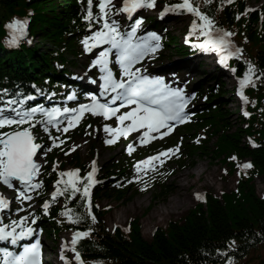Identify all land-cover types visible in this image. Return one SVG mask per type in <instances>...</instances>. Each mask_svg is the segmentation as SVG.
Wrapping results in <instances>:
<instances>
[{"label":"trees","instance_id":"1","mask_svg":"<svg viewBox=\"0 0 264 264\" xmlns=\"http://www.w3.org/2000/svg\"><path fill=\"white\" fill-rule=\"evenodd\" d=\"M202 10L212 16L220 28L235 33L234 40L243 48L242 58L234 62L237 76L245 75L247 62L255 65L257 76L264 72L261 14L255 11L236 19L245 12L242 6H237L234 12L238 13H234L226 8L221 10L216 3L202 5ZM30 11L33 44L6 47L4 21L27 16ZM80 11L81 3L77 0H0V87L25 86L50 78L55 72V62L61 65L65 54L76 51V31L82 27ZM173 41L171 46L179 50ZM254 83L255 86L249 85L246 91L250 115L248 119L237 115L235 127L227 120L224 89L214 100L210 99V103L217 105L214 115L206 119L216 139L215 147L210 150L206 141L195 149L201 155L218 158L233 153L238 159L249 160L251 170L240 176L237 192L223 194L220 199L208 195L205 204L195 205L183 222L169 223L165 229H158L150 241L143 238L137 223H132L126 232L116 229L109 233L103 223L105 212L92 205V214L96 217L93 222L83 199L76 197L66 201L64 197L61 207L59 204L51 210L53 231L59 234L72 228L81 232L90 230L89 235L80 240L78 251L84 260L99 264H221L223 258L248 253L264 241V199L256 195L252 185L255 177L264 179V77ZM248 137L253 143L247 142ZM114 171V168L107 169V173ZM109 185L107 182V186L94 190L93 202L103 195L126 201V191L114 190ZM171 191L172 186L161 187L156 199L164 200ZM65 204L74 215L83 217L79 223L68 222L60 213Z\"/></svg>","mask_w":264,"mask_h":264},{"label":"snow or ice","instance_id":"2","mask_svg":"<svg viewBox=\"0 0 264 264\" xmlns=\"http://www.w3.org/2000/svg\"><path fill=\"white\" fill-rule=\"evenodd\" d=\"M212 3L213 0H203L204 6L211 5ZM232 3H234V0H220V9L222 10L225 5ZM88 6L87 15L84 19L91 22L94 18L92 12L93 0H88ZM95 6L99 8V16L96 17L97 23L103 20V28L93 32L82 43L86 51H91L93 48L102 44H110L113 49L118 50L116 53L117 60L123 69V75L128 78L127 80H117L113 77L111 69L108 68V50L100 52L97 59L93 61V64L100 65L101 70L106 73L102 77L104 80V83L101 85L102 89L116 93V95L111 97V100L113 103L121 101V104L119 107H112L108 104L100 103L93 97L92 103L81 104L79 109H69L67 107H64L62 110L56 107L45 109L41 106H36L25 110H17L11 107L12 104L18 103L15 100H10L4 107H0V182L10 188H15V182H19L23 186L22 190H18L17 197L21 202L32 200L33 196L29 193L41 189L44 186V182L39 179L43 165L38 163L35 157L38 154L46 157L47 153L52 150L47 145H42L37 142L39 137L34 135L32 131L37 125L43 126L44 131L49 133L52 146L57 147L56 142L59 140V137L51 136L48 125L58 124V117L71 113V116L68 117L67 126L63 128V131L67 132L69 128L74 126V121L79 122L85 112H90L92 115L103 116L106 120L115 117L119 121L120 126L113 128L106 124L104 127L105 132L111 133L115 137L122 135L126 138L129 133L144 129L145 131H143L139 139L141 144H146L150 140L157 138V136L152 135L153 133H159V138L168 135L173 130V124L171 122L183 123L187 119L185 114L187 100L181 89H170L162 78L159 77L149 79L146 76L137 75L140 69L133 70L132 68L135 62L142 59L150 51L155 52L160 47L159 43L155 45L149 43V39L153 41L159 40L157 34L149 33L148 38L139 44H133L131 37L141 26L143 18L136 19L135 26L127 38L119 31L118 21L113 18L120 13H126L131 18L137 10L155 8L156 0H122L119 7L112 0H98ZM249 11H254V9L246 8L244 13L236 16V19H239L240 15H246ZM169 12L177 14L188 13L194 16L195 19H193L190 25L189 36L198 31L200 36L206 38L198 47L205 51H216L226 54L221 55L220 63L226 64L227 57L242 58L243 50L236 47L230 39L235 33L220 28L212 16L202 11V5L197 3L196 0H180L179 3L166 4L161 10L160 16L163 17ZM26 23V21L15 19L6 25L11 30V39L8 43H17L18 39L24 35ZM247 63L248 69L244 78L240 81L241 90L238 91V95L245 103L248 102V98L244 95L243 88L248 85L255 86L254 81L264 77V72L257 76L255 65L251 62ZM74 98V96L68 97L69 100ZM133 105L134 107H131L129 111L118 115L120 107ZM6 111L9 114L6 115ZM244 115L247 116L250 114L245 112ZM125 121H130V123L125 124ZM24 125H27V127H24ZM12 126H15V128ZM5 128L11 130L3 131ZM162 129H166V131H161ZM57 130H59V127ZM114 142V139L106 141L108 144ZM134 150L133 145L128 146L129 154ZM179 150V145H177L175 148H168L154 156L139 161L135 165L136 170L137 172L145 171L146 174L147 170L142 169L141 165H150L155 170V164H150V162L159 161L162 166L164 160L161 157L171 158V155H175ZM232 159L236 158L232 157ZM95 164L96 162L92 161V170L84 177L79 175V169L60 171L58 173L60 178L54 183L55 190L51 192L50 200H45L42 205L45 214L48 213L50 205L56 202L58 197L63 196L67 201L76 198L80 194V198L84 200V206L87 208L88 216L95 222L96 217L92 214L90 198L91 188L96 183L94 174L98 171ZM238 167L247 169L252 167V164L246 162L243 165H238ZM53 170L55 171V166ZM145 187H147V183ZM197 198L202 199L200 194H197ZM9 203L0 196V210L9 207ZM22 210L19 209L18 211ZM62 215L74 224L79 223L83 219L82 216L74 215L72 209L67 207V204H65ZM25 219L27 218L21 217L19 222L12 221V225L20 224L19 232H17L14 226L10 227L5 225L0 227V241L10 240L15 245L20 239L31 236L33 229L23 225ZM32 222L35 223V220ZM89 232L90 230L83 232L77 231L73 234L71 250L75 253L74 259L77 261V264H84V262L81 259V253L77 251L75 246L78 240L87 237ZM233 243L235 242L233 241ZM64 247L66 245H62V249ZM0 253L3 254L2 258H0V264H42L39 240L30 246H25L23 252L19 254H14L6 248H0ZM60 259L64 261V264H69L63 251L61 252ZM229 264H231V260H229Z\"/></svg>","mask_w":264,"mask_h":264},{"label":"rangeland","instance_id":"3","mask_svg":"<svg viewBox=\"0 0 264 264\" xmlns=\"http://www.w3.org/2000/svg\"><path fill=\"white\" fill-rule=\"evenodd\" d=\"M247 1V8L249 9L259 10L261 8H264V0ZM187 19V17H181L178 21L176 20L170 24H166L165 26H168L169 31L174 35H181V33L184 32L186 30V27L188 26ZM162 26H164V24ZM177 61L179 60L173 57L171 58V60H165V64L163 65L168 66V68L172 65L170 69L183 68V66L181 64H178ZM80 62L82 61L79 59L78 64ZM204 64V68L206 69L207 66H210L211 62H209L208 64ZM76 71L77 70L75 69L74 72ZM191 71L194 72L195 70L191 69ZM200 79H204V77ZM197 80H199L198 77H196V81ZM222 82H224V90L228 92L225 95L227 97L225 101L227 103H230L227 104L225 108L226 112H228L227 120L231 122V124H233V126L235 127L236 124L234 123L236 122V112L241 113L242 108L240 107L238 102L231 103L232 99H234V82L230 79H224ZM98 137L99 135L97 134L96 139ZM82 142L83 141H80V139H78L74 143H72L71 146L77 147V151L74 154H77L81 158V160H83V162L88 163L89 158L85 155L86 145L85 147L81 148ZM212 148L213 147H211L210 150H212ZM103 154L105 155L103 156ZM103 154L100 156L99 160V165L103 166L106 165V162L109 159L115 160L119 157V153L116 151H103ZM232 157H234L233 153L218 158L215 156H206V154H204L196 157L193 167L189 166L187 169L182 170L183 172H180V170L177 169L176 174L173 175L167 182L169 186H172V191L166 198H164V200L156 199L159 191L161 190V188L159 187L151 189L142 194H136L133 197L132 195L129 196V192L128 195L125 196V202H119L110 199L109 196H104L102 199H99V201H97V206L98 208H105L109 210L104 217L106 229L109 232L113 231L116 228L127 230L130 223H137L140 226L143 238L146 241H149L156 229H164L169 223L183 222L187 213L195 205L202 201L203 196L210 194L216 197H220L221 194L230 193L231 191L233 192L236 189L239 180V173L244 172L249 168L242 169L238 167V165H243L244 163H246L247 160L236 162L235 159H232ZM232 160L235 162H233ZM72 166L73 165H66L65 168L69 169ZM171 168L175 169V166H171ZM186 176H188V178ZM180 180L182 181V183H186L187 188L184 189L182 193H184L183 196L186 198L188 203L186 205L184 204L182 207H178V209H176L170 216H160L161 210L167 207L170 200L177 199L175 198V187L179 186ZM252 185L255 188L256 195L259 198L264 197V179L261 177H257L254 179ZM197 194H200L202 199H198L196 196ZM111 218L118 223L114 226L111 225L109 221V219ZM72 237L73 233H65L63 235H60L58 237L57 245L55 244L54 240L52 241V239L46 238L44 240V244L47 248L46 256L50 264L60 263L58 257L60 251L59 246L63 245L64 242H71ZM53 250L56 251L55 256L54 252H51ZM256 252L257 254L254 253L250 256L252 258V261L248 264H256L257 260L254 259L257 256L262 259L264 258V247L256 249ZM72 257L74 258V256Z\"/></svg>","mask_w":264,"mask_h":264},{"label":"bare ground","instance_id":"4","mask_svg":"<svg viewBox=\"0 0 264 264\" xmlns=\"http://www.w3.org/2000/svg\"><path fill=\"white\" fill-rule=\"evenodd\" d=\"M165 17H169V16H165ZM179 20V19H178ZM177 20V21H178ZM188 48H191V47H189L188 46ZM199 51V50H198ZM204 58V57H203ZM203 58H201V59H203ZM189 60V59H188ZM209 62V60L206 62V63H208ZM172 66V65H171ZM170 66V67H171ZM212 68V67H211ZM180 74L182 75V76H184L185 75V71H180ZM58 151V148H54V149H52L51 151H50V153L48 154V155H51V154H55L56 152ZM105 154H103V156H104ZM58 156H60V157H58ZM58 156H55V158H57V159H59V158H61L63 155H62V153H59L58 154ZM123 157H126V156H123ZM40 158V155H37V157H36V160H38ZM53 165V164H52ZM187 178H188V176H186ZM179 186H177V187H175L176 188V196H175V198H177V199H172V200H170V202H169V204L167 205V207L165 208V209H162L161 210V213H160V216H170L171 214H173L174 213V211L176 210V209H178V207H182L184 204L186 205L187 203H188V201L186 200V198L183 196V194L184 193H182V191L184 190V189H186L187 188V186H186V183H182V181L180 180L179 181ZM197 196V195H196ZM193 197V196H192ZM194 198V197H193ZM195 199V198H194ZM109 221H110V223H111V225H116L118 222H116V221H114L112 218L111 219H109ZM151 221V220H150ZM141 230V229H140Z\"/></svg>","mask_w":264,"mask_h":264}]
</instances>
